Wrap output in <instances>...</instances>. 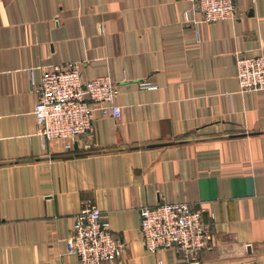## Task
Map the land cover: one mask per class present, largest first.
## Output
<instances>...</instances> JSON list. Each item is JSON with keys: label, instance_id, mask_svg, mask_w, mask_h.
<instances>
[{"label": "crops", "instance_id": "1", "mask_svg": "<svg viewBox=\"0 0 264 264\" xmlns=\"http://www.w3.org/2000/svg\"><path fill=\"white\" fill-rule=\"evenodd\" d=\"M196 0H0V264H80L66 250L91 197L125 240L102 264H264V90L239 86L236 59L264 53V0L201 22ZM78 63L119 83L120 115L95 109L73 149L43 145L29 68ZM153 86H142V81ZM203 206L214 247L195 262L148 251L140 207Z\"/></svg>", "mask_w": 264, "mask_h": 264}, {"label": "built area", "instance_id": "2", "mask_svg": "<svg viewBox=\"0 0 264 264\" xmlns=\"http://www.w3.org/2000/svg\"><path fill=\"white\" fill-rule=\"evenodd\" d=\"M239 0H196L194 9L199 17L186 20L195 27L198 36L201 22L234 17ZM239 86L243 90H264V53L241 54L236 59ZM30 87L38 98L33 106L37 132L43 145L59 139L66 149H73L81 135L95 130V109L103 113L120 115L122 106L114 102L120 92L119 83L109 73L85 77L78 63L52 64L41 73L38 80L34 67L29 68ZM142 86L154 84L142 81ZM76 212L66 250L79 256L80 264H102L104 260L116 259L124 251L125 240L115 236L110 221L104 217L100 204L91 197L81 200ZM203 206L197 208L188 199L166 200L140 207L139 230L145 248L153 251L172 245L179 253V260L197 261L202 248L214 246V230L211 223L202 219ZM158 264H164L162 260Z\"/></svg>", "mask_w": 264, "mask_h": 264}]
</instances>
